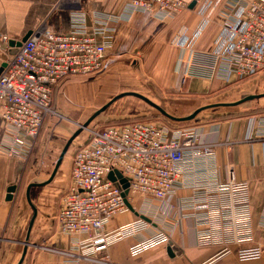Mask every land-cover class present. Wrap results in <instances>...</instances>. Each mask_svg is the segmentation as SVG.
Listing matches in <instances>:
<instances>
[{"label": "built area", "instance_id": "obj_1", "mask_svg": "<svg viewBox=\"0 0 264 264\" xmlns=\"http://www.w3.org/2000/svg\"><path fill=\"white\" fill-rule=\"evenodd\" d=\"M215 1H200L197 14L203 26ZM124 2L122 16L127 18L142 13L168 20L189 8L183 0ZM228 5L219 45L211 52L190 53L183 82L192 77L243 81L264 71V0H230ZM56 7L68 11L69 30L56 33L42 26L33 31L13 56L8 55L0 72V102L9 137L3 153L24 162L30 160L45 121L54 113V88L65 79L103 69L115 32L112 25L120 20L101 13L87 15L74 0H60ZM0 41L9 43L2 35ZM87 132V140L71 159L69 187L56 216L58 232L71 239V246L61 251L43 248L57 254L59 264H112L102 256L104 251L128 239L136 241L130 255L139 256L166 244L184 220L192 223L197 245L220 248L218 256L234 246L239 262L264 258V245L256 243L252 233L247 184L236 179L232 168L221 177L218 145L202 141L195 128L146 119L88 126ZM181 191L189 195L178 196ZM125 199L131 207L141 200V209H133L137 217L109 228L115 217L130 211Z\"/></svg>", "mask_w": 264, "mask_h": 264}, {"label": "crops", "instance_id": "obj_2", "mask_svg": "<svg viewBox=\"0 0 264 264\" xmlns=\"http://www.w3.org/2000/svg\"><path fill=\"white\" fill-rule=\"evenodd\" d=\"M59 1L0 0V35L6 36L9 41L18 42L42 26L56 33H66L69 30V13L56 7ZM74 1L87 15L101 13L120 17L112 25L115 32L108 49L107 64L125 60L132 63L140 74L145 73L150 81V85L144 86L145 92L139 89L129 93H142L140 95L173 117L190 115L198 109L204 96L224 95L233 89L238 90L240 86L262 75L260 72L243 81L234 78L229 82L221 79L209 81L192 77L183 82L190 53L211 52L219 45L225 14L230 10V0L215 1L216 5L205 26L197 14L202 0H183L189 4L188 10L168 20H159L142 13L124 17V0ZM6 46L0 41V68L8 58ZM256 100L261 103L252 113L211 120L191 127L195 128L202 141L218 145L215 154L221 177L225 176L226 169L232 168L236 179L247 184L254 241L264 245V98ZM47 124L49 126L45 125L41 130L29 161L8 157L3 153L9 137L0 102V264H17L22 255L33 217L26 199V189L30 185L28 199L36 216L21 264H59L60 257L43 248L61 251L71 246V239L58 232L56 216L60 210V199L69 187L70 164L74 153L69 161V169H66V152L53 179L47 183L66 144V127L51 122ZM11 187H15L13 198L6 201L7 191ZM188 195L187 191L178 193V196ZM171 203L174 205L175 200ZM132 209H141L140 199L135 200ZM136 217L133 211H129L115 217L109 228L113 229ZM135 242V239H128L113 244L102 256L108 257L112 264H264V258L237 261L234 246L228 247L230 252L222 256H218V247L198 246L192 223L187 220L171 231L166 244L132 257L129 248ZM169 243L176 253L170 250Z\"/></svg>", "mask_w": 264, "mask_h": 264}, {"label": "rangeland", "instance_id": "obj_3", "mask_svg": "<svg viewBox=\"0 0 264 264\" xmlns=\"http://www.w3.org/2000/svg\"><path fill=\"white\" fill-rule=\"evenodd\" d=\"M110 64H114V66L110 67ZM110 64L106 62L103 69L94 75L68 78L65 79V83H62L65 80L61 81L55 87L52 94L53 97L51 96L54 113L48 117L43 127L45 125L49 126L47 124L48 122L66 127L67 142L72 133L78 129L79 125H82L97 110L101 109L113 98L123 93H129L131 90L133 92L134 90L138 91L140 89L139 91L144 93V86L150 85L149 79L145 76L146 74L143 72L140 74L132 63L119 60L118 62ZM261 74L254 81L240 86L238 90L233 89L224 95L215 94L207 97L204 96L201 102H199V107L216 103H230L238 101L248 95L264 94V71ZM55 97H57V100ZM257 101L247 102L234 108L204 110L192 121L176 123L164 118L158 111L135 97H122L110 105L89 126L102 127L116 121L127 119H159L175 127H191L195 124H202L211 120H220L226 117H236L252 113L256 111L255 108L258 103H261ZM87 129L83 130L71 143L66 153V169H69V161L72 154L79 145H82L87 140Z\"/></svg>", "mask_w": 264, "mask_h": 264}, {"label": "water", "instance_id": "obj_4", "mask_svg": "<svg viewBox=\"0 0 264 264\" xmlns=\"http://www.w3.org/2000/svg\"><path fill=\"white\" fill-rule=\"evenodd\" d=\"M194 3H192L190 5V7L193 6ZM30 34L26 35L21 41H18V42H15V41H9L8 45H9V52H8V55L9 56H13L16 51H17V48L20 47V45L26 41V39L28 38ZM4 66V65H3ZM3 66L0 68V72L3 68ZM122 97H135L141 101H143L144 103H146L147 105H149L150 107H152L153 109H155L156 111H158V113H160L162 116H164V118L166 119H169L170 121H173V122H176V123H184V122H189V121H192L200 112L204 111V110H209V109H214V108H233V107H237L243 103H246V102H249V101H253V100H256V99H259V98H264V94H261V95H249V96H246L238 101H235V102H232V103H216V104H209V105H206V106H203L201 108H198L196 109L195 111H193L190 115L186 116V117H182V118H178V117H173L171 115H169L166 111H164L162 108H160L159 106H157L156 104H154L153 102H151L150 100H148L147 98H145L144 96L140 95V94H137V93H123L115 98H113L111 101H109L106 105H104L101 109L97 110L89 119H87L82 125H79L78 129H76L72 135L70 136V138L67 140L58 160H57V163L55 165V168H54V171L49 179V181L47 183H49L55 173H56V170L58 169V167L60 166L61 162H62V159L65 155V153L68 151L71 143L74 141V139L76 137H78L80 135V133L87 129L88 126L98 117L100 116L110 105H112L116 100L122 98ZM108 179L110 181H114V177L112 174H109L108 175ZM46 183V184H47ZM120 184H122V188L123 189H126L127 188V183L124 181V180H121L120 181ZM32 187V185L28 186L27 189H26V199H27V202L29 203L32 211H33V217L31 219V222L29 224V227H28V231H27V237L25 239V242H24V248H23V251H22V255L20 257V260L17 264H21L24 257H25V254H26V250H27V247H28V236H29V233H30V230H31V227H32V223L34 221V218L36 216V211L35 209L32 207V205L30 204V201L28 199V192L30 190V188ZM14 191H15V187H11L8 189L7 191V196H6V201H11L12 198H13V194H14ZM126 192H124L123 196H125ZM125 205L127 206V208L130 210V211H133L132 207L130 206V204L127 202V200L125 199ZM142 218L143 220L147 221V219L145 217H140ZM169 248L170 250H172L174 253H176V250L175 248L173 247L172 244L169 243ZM169 254H170V251L168 250Z\"/></svg>", "mask_w": 264, "mask_h": 264}, {"label": "trees", "instance_id": "obj_5", "mask_svg": "<svg viewBox=\"0 0 264 264\" xmlns=\"http://www.w3.org/2000/svg\"><path fill=\"white\" fill-rule=\"evenodd\" d=\"M142 120H146V119H140V120L127 119V120L116 121L108 125H115V124H121V123L123 124V123L136 122V121H142Z\"/></svg>", "mask_w": 264, "mask_h": 264}]
</instances>
